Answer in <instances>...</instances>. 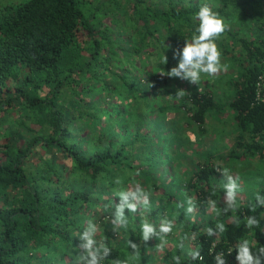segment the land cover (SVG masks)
I'll use <instances>...</instances> for the list:
<instances>
[{
  "label": "trees",
  "instance_id": "1",
  "mask_svg": "<svg viewBox=\"0 0 264 264\" xmlns=\"http://www.w3.org/2000/svg\"><path fill=\"white\" fill-rule=\"evenodd\" d=\"M112 2L117 4L22 0L0 9V116L20 110L28 117L20 123L21 131L7 129L0 135V264H68L93 210L111 216L110 196L118 198L115 191L127 184H117V179L143 181L142 187L157 190L158 161L167 159L163 150L173 143L169 135L176 131L183 145L178 114L188 126H199L202 136L208 119L226 108L235 127L226 161L257 158L264 164V0H135L127 20L134 31L125 42L115 32L114 12L103 10ZM204 4L228 25L215 41L223 62H234L226 102L214 94L216 83L202 88V82L194 85L159 74L176 66L173 50L191 38L197 27L194 14ZM108 16L111 25L101 22ZM141 68H148L145 84ZM132 70L138 71L133 75ZM180 81L188 87L182 89ZM177 89L185 96L169 99ZM23 132L28 136L19 137ZM31 158L34 163L26 165ZM203 159L183 180L199 214L210 199L225 207L216 188L218 172L211 157ZM258 193L264 194V186ZM254 197L238 201V218L251 214L248 202ZM161 198L180 201L169 191ZM255 215L264 217V209ZM212 216L207 213L199 224L186 221L203 261L190 260L184 244L182 250H166L163 264H172L173 255L181 256V264H215L217 252L225 254L227 264H236L238 238H247L254 249L257 242L264 246V230L231 224V213ZM218 220L228 230L208 236L206 229L215 232ZM104 227L97 239L106 237L112 251L103 264L125 258L128 239L141 241L140 234L129 231L116 242L111 222ZM260 227L264 229V219ZM146 248L143 243L130 263L147 264Z\"/></svg>",
  "mask_w": 264,
  "mask_h": 264
},
{
  "label": "rangeland",
  "instance_id": "2",
  "mask_svg": "<svg viewBox=\"0 0 264 264\" xmlns=\"http://www.w3.org/2000/svg\"><path fill=\"white\" fill-rule=\"evenodd\" d=\"M21 1L22 0H0V9L7 4L18 3ZM194 1L196 0H193V2ZM133 2H135V0H116L117 4H114V2H112V4L109 3L110 5H106L103 8L104 11L114 12L113 14L116 15L117 26L115 32L116 34L119 33L118 35L120 39L123 40V42L130 40V36L134 31L130 30L129 26L131 27V25L127 24L128 17H130L132 14L131 6ZM147 2L155 3L159 2V0H147ZM110 18L111 16L105 17L101 22L107 25H111ZM221 62L228 65V71L221 72L216 77H209L207 76V74H201L200 82H202V88L207 82L208 84L216 83L214 94L220 99V101L226 102V96L228 94L226 81L230 79L229 72L234 67V62L232 60L223 62L222 58ZM138 70H132L131 73L135 75L136 71ZM142 71H144V75H142L140 78L144 81L142 82L145 84L146 80L144 78H146L145 74H147L148 68H146V70L143 69ZM180 83L182 85V89L188 87V83L186 81H180ZM97 99L98 96L97 98H95V100ZM179 115L180 114H178L177 118L179 120L178 122H181L183 128V131H180V133L182 134V138H184L183 145L180 148L181 142H177L176 135H178V133H176V131L169 135L168 138L171 139L173 143L172 145L168 146V148H165L163 150V154L160 151V153L163 155V158L165 156L167 157V159L165 161H158L157 164L161 165L158 166V171L155 174V177H157L159 188L154 191L152 190V195L150 198L151 208L148 211L138 209L137 213L135 214H131L128 212V210H125V216L128 217L129 220L128 227L120 228L118 231H116V242L124 236L123 234H125V236L127 237L129 231L133 234L136 233V235H139V223L145 218H147L158 228L159 221L165 217H168L169 219L174 220L176 226L173 229V233L168 237L169 244L166 246L165 251L173 250L181 234H183L184 232H187L186 234L188 235L194 234L190 230H188L187 227H185L187 226L186 221H188L189 223L199 224L202 217L206 216L207 213L208 217H213V214H211L208 209L205 210V212L200 211L199 214V212H197V207H195V210L191 216L185 214L184 211L187 207L186 199L189 194L187 192V188L184 186L183 180H185L188 174H191L193 171H195L197 167L196 165L202 163L204 161L203 158L206 159L207 156H209V158L211 157V165L215 169L217 167H220L221 169L227 168L232 174L238 175L240 177L239 183L241 186V192L238 193L237 201H248L249 199L254 197L256 193H258L259 187L264 186V164H261L259 161H257V158L243 159L240 161H226L227 154L234 147L233 142L235 138L233 117L232 113L229 110L223 108V113L217 115L214 114L212 117H210L207 124L204 126L205 134L202 136H200L196 131L199 126H188L184 119H182ZM3 116L4 115L0 116V124H2L0 126V135L3 134V132L7 129H11L13 131H21L23 128L20 126V123L23 121L24 123H26L28 121V117H26L24 113H21L20 110H14L10 114H7V116ZM5 118L9 121V123L7 120H5ZM75 124H79V122L75 120L74 125ZM179 124L180 123H178V126L176 127V130L178 131ZM26 136H28V134H25V132H23L19 137L23 138ZM162 140H165V138H162L161 141ZM56 157L59 159L57 154ZM30 163H34L32 158L29 159V163H26V165H30ZM133 178H136V176H133ZM124 179L126 178L120 179V183L127 184L125 186L121 185L122 188H126L131 185V182L128 183ZM215 182L216 188L219 189L223 194L221 195L220 203L221 205L225 206L223 199L224 192L221 185L222 183H226L227 181L223 179L220 173H218L217 181ZM139 184L142 186L143 181L139 182ZM147 188H151V186L148 185ZM165 191H169L175 199L180 200L178 203L181 204L182 207L177 209V203L163 202L161 195ZM110 197L113 198V200H111L112 204L119 202V198H114L113 196ZM104 198H107V196L105 195ZM182 198H185V200L181 201ZM155 210H158V213L156 212L155 215L150 214L151 211ZM92 215L93 216L91 217V219L100 227V232H102L105 228L104 226L106 225V223L109 224V222L113 218L114 209L111 212V216L108 217H103L102 210H100L99 208L94 209ZM192 217L195 218L194 221ZM99 233L97 234V236L99 235ZM157 243L158 241L155 238L146 243L147 248L145 255L148 258L147 264H163L162 260L165 256V252L161 253L155 249V245ZM193 243L194 240H184V244L188 248H192ZM137 244H140V246H142L143 243L139 241Z\"/></svg>",
  "mask_w": 264,
  "mask_h": 264
},
{
  "label": "clouds",
  "instance_id": "3",
  "mask_svg": "<svg viewBox=\"0 0 264 264\" xmlns=\"http://www.w3.org/2000/svg\"><path fill=\"white\" fill-rule=\"evenodd\" d=\"M194 20L197 21V27L190 39H184L182 48L173 50V58L178 62L175 67L165 72L163 69L159 74L175 77L181 80H186L191 84L198 85L201 81V74H207L209 77H216L221 72L228 71V65L221 62L222 53L218 49L216 40L228 29V25L220 15L213 11L207 4L201 5L198 11L194 14ZM163 64L167 63V57L163 55ZM152 85L150 84L149 87ZM186 92L182 89H177L175 95H168L169 99L180 100L185 96ZM194 139V137H193ZM216 172L220 173L226 183H222L224 192L225 207L220 209L217 200L210 199L207 201V208L211 214L216 217L231 213L229 221L231 224L243 226L247 230L260 229L262 219L264 217H257L255 213L258 208L264 209V194L256 193L254 200L248 202V211L251 214L238 218L235 213L239 210L240 204L237 201L238 193L241 192L239 183L240 177L234 175L229 169L217 167ZM120 183L119 179L116 181ZM114 195L119 198V202L114 204V215L111 219L113 231H118L120 228L128 227V217L125 216V210L129 213L135 214L138 209L148 211L151 208L150 188L142 187L139 183H133L126 188H120L115 191ZM187 207L184 210L185 214L192 215L195 210L196 200L192 196L186 199ZM177 209L182 205L177 203ZM194 221V217H192ZM173 219L165 217L159 221L158 228L147 218L139 223L140 240L146 244L148 241L155 238L158 243L155 249L158 252L164 253L166 246L169 244L168 237L173 233L175 227ZM226 223L217 221L215 224V232L212 227L206 229L208 236H213L216 233H225L227 231ZM100 227L92 220L88 219L83 226L82 231L78 232L79 243L73 249V258L68 260V264H103L105 260L111 255V248L106 243V237L101 236L97 239V234L100 232ZM195 234H186L181 240L177 242V248L182 250L184 248V240H195ZM255 249L253 243L247 238H238L235 245V261L236 264H264V246L256 243ZM140 244H137L130 239L127 240L128 255L123 259H115L112 264H130L131 258L135 257L140 252ZM187 257L192 261H203L204 257L201 254L199 246L189 248L186 252ZM231 255V252H229ZM215 264H227L225 254L217 252L214 256ZM172 264H181V256L173 255Z\"/></svg>",
  "mask_w": 264,
  "mask_h": 264
}]
</instances>
